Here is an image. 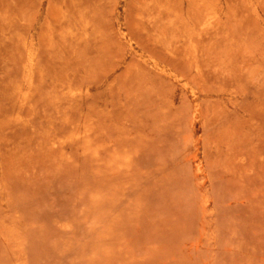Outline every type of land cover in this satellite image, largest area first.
<instances>
[{
  "label": "rangeland",
  "instance_id": "1",
  "mask_svg": "<svg viewBox=\"0 0 264 264\" xmlns=\"http://www.w3.org/2000/svg\"><path fill=\"white\" fill-rule=\"evenodd\" d=\"M0 264H264V0H0Z\"/></svg>",
  "mask_w": 264,
  "mask_h": 264
}]
</instances>
